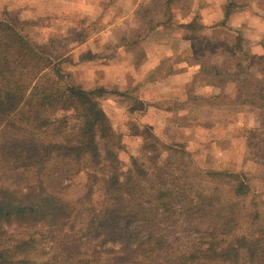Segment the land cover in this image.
<instances>
[{
  "label": "rangeland",
  "instance_id": "1",
  "mask_svg": "<svg viewBox=\"0 0 264 264\" xmlns=\"http://www.w3.org/2000/svg\"><path fill=\"white\" fill-rule=\"evenodd\" d=\"M228 2L236 4L232 22L221 25ZM6 18L28 23L23 33L52 55L66 84L124 87L127 95L107 94L102 106L122 140L117 154L125 172L134 157L146 164L154 157L178 177L166 186L181 197L176 206L207 197L212 213L239 218L245 229L251 214L264 222V142L255 152L247 145L251 128L264 138V0H0V20ZM239 35L242 49L235 51ZM226 78L242 81L235 89ZM151 81L168 87L155 100L167 111L158 128L135 113L148 106L133 110L138 95L150 96ZM211 170L246 175L251 193L235 196L226 179L207 175ZM85 181L82 172L73 195ZM167 238L170 249L155 264H177L191 240L176 226ZM49 252L53 261L56 250Z\"/></svg>",
  "mask_w": 264,
  "mask_h": 264
},
{
  "label": "trees",
  "instance_id": "2",
  "mask_svg": "<svg viewBox=\"0 0 264 264\" xmlns=\"http://www.w3.org/2000/svg\"><path fill=\"white\" fill-rule=\"evenodd\" d=\"M235 7L225 5L221 25ZM22 24L28 23L0 20V264H155L170 249V226L191 238L177 264H264L259 213L245 229L239 218L212 213L210 198L181 206L166 187L178 177L170 178L167 164L154 157L148 164L134 157L125 172L117 154L123 143L102 100L127 94L66 84L61 66ZM242 39L237 36L235 51ZM146 107L134 99L133 110ZM256 130L247 135L252 152L264 142ZM82 172L86 181L73 195ZM207 175L226 179L237 197L252 191L244 174Z\"/></svg>",
  "mask_w": 264,
  "mask_h": 264
},
{
  "label": "crops",
  "instance_id": "3",
  "mask_svg": "<svg viewBox=\"0 0 264 264\" xmlns=\"http://www.w3.org/2000/svg\"><path fill=\"white\" fill-rule=\"evenodd\" d=\"M233 15L234 14L232 13V15L229 18V20H231V22H232ZM229 20H228L227 24H229ZM145 55L148 57V59H149V56L152 59V56H153L152 53L145 52ZM156 58H157V56H156ZM152 70H153V68H151L150 73H153ZM222 82H224L223 84L230 85L231 87H235V89L239 86L238 85L239 84L238 81H236L234 78H232V79L231 78H226L225 81H222ZM148 84H150L151 90H149V92H148V89H145V90H146L147 93L150 94V96H148V95L146 96L145 94H143V95L141 94L140 96L138 95V98L141 101L145 102L147 104V106L149 107V109L147 111H138V112L136 111L135 113L138 114L140 112V115L144 116L143 119H144V122L146 124L149 123V125H152V127L158 128L160 126V123L161 124L162 123L165 124L166 119H163V118L160 119L159 117L166 115V113H164V112H167V111H164L160 107H158V105H155V100L158 99L160 91L163 92V91L167 90L168 87L166 88L165 86H161V88H159V90H158L156 82L151 81ZM107 89H109L111 91H119V92H125L126 91V90L123 91L124 87H120V88H116V89H110V88H107ZM156 89L159 91L158 93L153 91V90H156ZM160 89H162V90H160ZM214 93L220 94L221 92L218 91V90H215Z\"/></svg>",
  "mask_w": 264,
  "mask_h": 264
}]
</instances>
